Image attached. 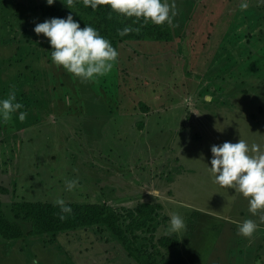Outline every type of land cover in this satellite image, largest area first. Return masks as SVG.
Wrapping results in <instances>:
<instances>
[{"label":"rangeland","instance_id":"374dc122","mask_svg":"<svg viewBox=\"0 0 264 264\" xmlns=\"http://www.w3.org/2000/svg\"><path fill=\"white\" fill-rule=\"evenodd\" d=\"M56 0L54 4H61ZM168 41L119 43L118 62L83 81L51 61L34 27L47 0H0V98L14 86L28 115L0 122V202H141L162 209L140 243L186 229L163 250L187 264H264V210L214 182L211 147L248 142L264 153V2L168 0ZM251 154H257L253 152ZM208 166H207V165ZM78 179L68 191L66 180ZM258 224L252 237L238 224ZM0 241V264H137L102 226ZM143 237H146L145 239Z\"/></svg>","mask_w":264,"mask_h":264},{"label":"clouds","instance_id":"9594fccd","mask_svg":"<svg viewBox=\"0 0 264 264\" xmlns=\"http://www.w3.org/2000/svg\"><path fill=\"white\" fill-rule=\"evenodd\" d=\"M56 0H47L52 5ZM75 0H68V7ZM264 2V0H261ZM85 7L95 11L100 5L110 6V12H116L126 18H135L134 23L143 20L155 25L167 23L173 26L177 12L174 4L168 0H83ZM240 9L249 8L248 0H241ZM70 8V7H69ZM138 28L126 25L118 30L120 37L138 32ZM34 32L43 34L51 46V61L57 67H62L66 72L83 81H91L109 74L118 62L119 52L110 39L100 34L93 26L86 25L81 28L79 21L71 14L66 18L53 17L42 23L36 24ZM24 105L17 101L14 86L6 97L0 98V122L12 120L18 113V119L23 122L27 118V111H22ZM211 167L208 166L214 182L226 188L235 189L248 199L249 211L255 215L258 210H264V153L258 152L253 146L251 149L244 139L238 142H224L211 147ZM256 152L257 154H251ZM66 189L72 191L79 186L78 179L66 180ZM62 214H71L72 209L63 199L55 202ZM60 219H65L61 215ZM264 219V217H262ZM186 229L184 218L179 214L170 217L171 233H180ZM258 224L247 219L238 224V234L252 237L257 231Z\"/></svg>","mask_w":264,"mask_h":264},{"label":"trees","instance_id":"16d2710c","mask_svg":"<svg viewBox=\"0 0 264 264\" xmlns=\"http://www.w3.org/2000/svg\"><path fill=\"white\" fill-rule=\"evenodd\" d=\"M68 5V0L61 4L39 6L41 22L53 17L66 18L69 14L79 21L81 28L93 26L100 34L111 40L116 48L127 40L168 41L171 39V26L147 24L135 18H126L116 12H110V6L100 5L95 11L85 7L83 0H75ZM126 25L138 28V32L120 37L118 30ZM47 39V38H46ZM72 209L71 214H62L55 202L16 200L10 205L9 218L0 202V241L14 240L23 236V224L29 225V235L45 233L55 234L88 226H102L110 235L119 241L127 255L137 264H187L183 258L169 259L163 250L178 246L179 238L173 234L162 235L154 240L151 233L148 241L140 243L139 233L148 231L158 217L162 206L159 203L141 202L132 207L115 208L100 203L65 202ZM65 215L61 220L60 216ZM144 239L146 237H143Z\"/></svg>","mask_w":264,"mask_h":264}]
</instances>
